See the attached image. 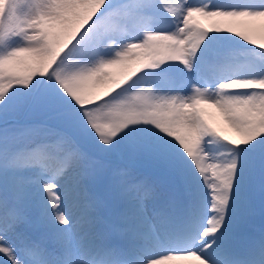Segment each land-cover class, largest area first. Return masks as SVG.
I'll list each match as a JSON object with an SVG mask.
<instances>
[{"label": "snow or ice", "instance_id": "obj_1", "mask_svg": "<svg viewBox=\"0 0 264 264\" xmlns=\"http://www.w3.org/2000/svg\"><path fill=\"white\" fill-rule=\"evenodd\" d=\"M0 264H264V0H0Z\"/></svg>", "mask_w": 264, "mask_h": 264}, {"label": "rangeland", "instance_id": "obj_2", "mask_svg": "<svg viewBox=\"0 0 264 264\" xmlns=\"http://www.w3.org/2000/svg\"><path fill=\"white\" fill-rule=\"evenodd\" d=\"M174 2H176V0H174ZM209 111L213 114L214 119H215L217 122H219V116H218V114L216 113V110H215V109H210Z\"/></svg>", "mask_w": 264, "mask_h": 264}]
</instances>
